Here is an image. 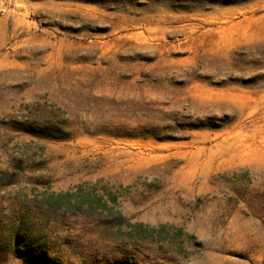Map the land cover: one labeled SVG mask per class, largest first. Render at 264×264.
<instances>
[{"label": "rangeland", "instance_id": "1", "mask_svg": "<svg viewBox=\"0 0 264 264\" xmlns=\"http://www.w3.org/2000/svg\"><path fill=\"white\" fill-rule=\"evenodd\" d=\"M0 264H264V0H0Z\"/></svg>", "mask_w": 264, "mask_h": 264}]
</instances>
